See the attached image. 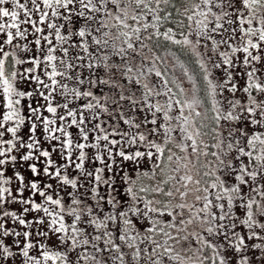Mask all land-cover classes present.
I'll return each mask as SVG.
<instances>
[{
  "label": "snow or ice",
  "instance_id": "snow-or-ice-1",
  "mask_svg": "<svg viewBox=\"0 0 264 264\" xmlns=\"http://www.w3.org/2000/svg\"><path fill=\"white\" fill-rule=\"evenodd\" d=\"M0 264H264V0H0Z\"/></svg>",
  "mask_w": 264,
  "mask_h": 264
}]
</instances>
